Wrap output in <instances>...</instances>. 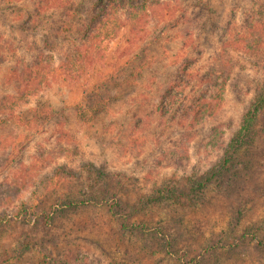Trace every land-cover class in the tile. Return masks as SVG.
<instances>
[{
	"label": "rangeland",
	"instance_id": "1",
	"mask_svg": "<svg viewBox=\"0 0 264 264\" xmlns=\"http://www.w3.org/2000/svg\"><path fill=\"white\" fill-rule=\"evenodd\" d=\"M91 2L76 0L73 7L79 13L70 20L59 10L53 18L29 23L27 18L39 1L0 0V33L14 45L24 43L23 39L34 43L12 51L25 61L42 47L43 38L54 52H63L70 46L63 36L72 43L81 41L77 28L94 13L88 7ZM11 3L18 9L14 13L18 19L10 15L11 8H4ZM171 4L175 14L148 22L144 41L131 43L128 26L122 28L109 43L106 58L87 76L86 86L78 84L68 90L60 82L41 93L44 105L58 110L56 117L31 128L11 122L0 126V210L6 212L0 217V264H56L59 260L75 264H264V134L251 150L243 148L235 155L236 164L229 166L222 185H209L203 199L193 206L148 210L145 223L163 229L157 241L128 231L113 236L107 227V234L89 232L95 223L115 228L105 209L89 207L57 215L49 225L34 215L23 221L15 214L20 200L41 208L62 195L67 184L73 189L80 182L89 185L102 167L105 181L117 185V195L131 204L139 194L169 179L203 173L219 158L222 143L239 124L264 77V68L255 65L262 52L249 55L230 45L227 38L243 31L251 9L259 8L264 0H172ZM41 10L48 13L46 8ZM67 23H71L70 31L65 30ZM57 25L63 28L61 37H53ZM1 55L0 96L8 90L3 79L14 61L6 52ZM97 82L105 83L104 87L92 88ZM204 93L221 95L215 112L190 123ZM100 97H109L105 112L88 122L77 119V104L86 109ZM65 138L76 154H56L49 166H38V153H58L57 141ZM87 161L94 166L78 178L62 173L53 176L57 165L71 169ZM4 191L7 199L1 195ZM9 199L11 205L3 204Z\"/></svg>",
	"mask_w": 264,
	"mask_h": 264
},
{
	"label": "trees",
	"instance_id": "2",
	"mask_svg": "<svg viewBox=\"0 0 264 264\" xmlns=\"http://www.w3.org/2000/svg\"><path fill=\"white\" fill-rule=\"evenodd\" d=\"M37 1H39V4L34 5L33 12H30L31 17L27 18L29 23L35 18L45 16L53 18L59 10L66 20L74 18L73 15L79 13L73 7L76 0ZM171 1L92 0L88 7L92 8L94 13L89 15L86 21L82 19L84 22L81 27L77 28L79 32H82L81 41L72 43V39L65 35L63 38L70 41V46L63 52H54L50 41L43 38L41 39L42 47L37 50L30 61L17 57L12 51L23 45L25 47L33 46L34 43L23 39L24 43L14 45L13 40L5 38L0 33V65L3 60L1 52H6L14 57V61L7 68L8 70L3 79L8 90L0 96V126L11 122L25 128H31L56 117L58 110L52 105L45 106L41 93L57 83H65L68 90L71 89V86L75 87L78 84L81 87L86 86L87 76H90L94 67L106 58V49L109 43L119 35L121 29L128 26L129 35L131 36L129 41L131 43L138 40L144 41L145 28L148 22L163 21L175 14V7L174 4H171ZM14 6L11 3L5 5L4 8H11L10 15L18 19L19 15H14L18 9ZM41 8H46L45 11L48 13L43 14ZM250 12L252 13L247 18L243 31L236 33L234 36H229L227 40L234 48L249 55L262 52V59L257 61L255 65L257 64L258 67L261 66L263 69L264 4L259 8L253 7ZM67 24L65 30L70 31L72 29L71 23ZM61 27V25H57L54 28L53 37L62 36L63 28ZM42 35L46 34L42 33ZM130 74L126 75L125 80L129 79ZM104 84L97 82L92 85V88L100 89L104 87ZM222 85L223 83L220 82V86ZM95 93L101 94L100 90H96ZM204 94L206 95L200 96L201 100L198 101L199 108L195 111L197 115L190 119V123L194 121V124H196L213 116L215 112V107L218 105L217 100L221 98V95L219 93ZM108 98L100 97L97 101L86 106V109H83L81 104H77L74 109L77 112V119L88 122L100 113L105 112L109 107ZM56 124H59V121ZM262 134H264V77L257 83L253 98L247 105L239 124L228 140L224 144L222 143L219 158L203 173L196 176L189 174L175 180L169 179L151 191L139 194L133 203L127 204L117 195L120 188L117 185H112L111 180L105 181L104 177L107 173L102 167L96 171L89 185L87 183L81 185L80 182L78 184L80 187L73 189L70 184H67L66 191L62 195H59L52 203H44L41 208H38L37 204L20 200L15 214L21 216L23 221H30L31 216L34 215L38 221H42L44 225H49L57 215L77 213L89 207L105 209L109 219L115 222V228L113 229V225L109 223H95L89 232L97 235L107 234V227L112 231L113 236L128 231L129 233L136 232L141 236L149 237L150 240L157 241L163 229L160 226L145 223L146 221L143 218L147 211L153 207L163 205L193 206L197 200L203 199L204 192L209 185L211 186L214 183L222 185L223 178L228 174L229 166L236 164L234 163L235 155H238L243 148L251 150L257 138ZM61 136L62 133L59 131L58 138ZM57 142L60 144L57 148L58 153H43L42 151L38 153L37 158L41 162L38 166L42 168L49 166L56 154L62 156L76 154L72 142L68 138L58 139ZM93 166L94 163L91 161L80 162L77 167L71 169L66 168L65 164L57 165L53 171V176L62 173L78 178L83 170H90ZM30 168L31 166L26 169V172ZM1 195L5 199L8 198L7 191L1 192ZM3 204L9 206L12 202L9 199ZM1 216H6L4 210H0ZM68 251H72L70 246H68ZM65 256L67 257V255ZM70 256L74 259L73 255ZM56 264L75 263L59 260Z\"/></svg>",
	"mask_w": 264,
	"mask_h": 264
}]
</instances>
